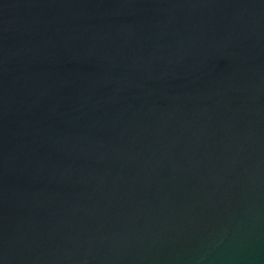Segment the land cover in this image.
Listing matches in <instances>:
<instances>
[{
    "label": "water",
    "instance_id": "95a60500",
    "mask_svg": "<svg viewBox=\"0 0 264 264\" xmlns=\"http://www.w3.org/2000/svg\"><path fill=\"white\" fill-rule=\"evenodd\" d=\"M0 264H264V0H0Z\"/></svg>",
    "mask_w": 264,
    "mask_h": 264
}]
</instances>
